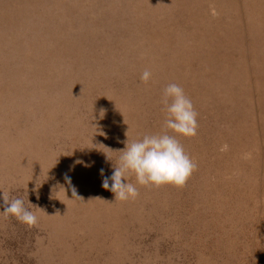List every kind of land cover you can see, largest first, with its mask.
I'll return each instance as SVG.
<instances>
[{"label": "rangeland", "instance_id": "1", "mask_svg": "<svg viewBox=\"0 0 264 264\" xmlns=\"http://www.w3.org/2000/svg\"><path fill=\"white\" fill-rule=\"evenodd\" d=\"M170 83L198 114L178 137L195 170L115 202L100 170L173 134ZM3 193L37 224L0 200V264H264V0H0Z\"/></svg>", "mask_w": 264, "mask_h": 264}, {"label": "clouds", "instance_id": "2", "mask_svg": "<svg viewBox=\"0 0 264 264\" xmlns=\"http://www.w3.org/2000/svg\"><path fill=\"white\" fill-rule=\"evenodd\" d=\"M152 78L150 71H144L141 81L148 83ZM162 104L166 111L164 128L171 130L144 135L141 139L129 143L120 150L119 162L113 165L111 175H105L100 170L102 187L114 194V199L120 202L135 200L139 196L137 184L140 186L161 187L171 185L184 187L191 177L196 165L186 154L178 137L191 138L197 135V112L184 89L176 83H170L163 91ZM128 137V136H127ZM106 157L112 161L108 155ZM129 174H133L136 184L128 182ZM71 184V178L65 177ZM73 196L78 197L75 188ZM3 213L12 216L21 223L33 227L37 224V216L25 207L22 198L9 200L3 193Z\"/></svg>", "mask_w": 264, "mask_h": 264}]
</instances>
